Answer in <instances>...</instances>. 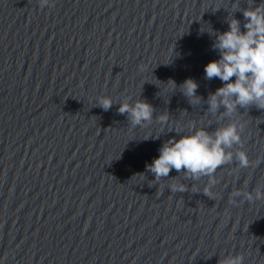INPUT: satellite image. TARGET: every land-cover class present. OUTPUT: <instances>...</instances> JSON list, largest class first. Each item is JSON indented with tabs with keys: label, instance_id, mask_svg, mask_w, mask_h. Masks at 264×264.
<instances>
[{
	"label": "water",
	"instance_id": "1",
	"mask_svg": "<svg viewBox=\"0 0 264 264\" xmlns=\"http://www.w3.org/2000/svg\"><path fill=\"white\" fill-rule=\"evenodd\" d=\"M261 2L54 0L40 9L38 0H0L3 264H221L237 254L264 264V200L231 202L237 190L264 189V109L210 112L223 83L204 72L229 21L243 26V10ZM188 78L199 104L179 87ZM105 95L107 111L96 103ZM129 98L155 108L151 124L134 127L118 111ZM163 114L175 127L162 129ZM191 122L209 133L245 122L250 166L234 158L213 177L173 169L154 181L146 166ZM178 183L187 191L170 192Z\"/></svg>",
	"mask_w": 264,
	"mask_h": 264
},
{
	"label": "clouds",
	"instance_id": "2",
	"mask_svg": "<svg viewBox=\"0 0 264 264\" xmlns=\"http://www.w3.org/2000/svg\"><path fill=\"white\" fill-rule=\"evenodd\" d=\"M38 3L40 9L54 6V0H38ZM242 15L246 21L243 26L239 19L233 17L229 21L228 30L217 36L213 48L219 50V59L210 61L204 68L206 79L218 78L223 83L208 98L209 111L212 113H216L221 106L226 116H232L238 107L254 105L264 109V0L258 6L243 10ZM202 31L214 32L212 29ZM170 82L171 91H175V81ZM179 87L191 104L201 102V97L197 95L199 85L194 79H186ZM96 103L105 111L114 105L112 98L107 95L99 97ZM118 104V111L121 114L127 113L134 127L151 124L154 120L155 108L147 101L133 102L129 98ZM159 123L162 129L165 126L175 127L170 125L169 116L165 114L159 116ZM245 127V122H233L209 133L204 127L197 128L196 123L191 122L189 130L180 135L179 139L172 137L162 145L159 156L146 166L147 171L154 175V181L169 177L173 169L189 179L199 180L204 176L213 177L219 167L232 162L234 158L240 167H249L248 153L242 150ZM175 131L178 134L183 132L180 127ZM234 146L236 151H230ZM136 176L145 175L141 173ZM215 183L211 179L204 187V194L210 198L214 196L212 189ZM187 188L184 183L169 186L172 193H183ZM237 197L242 199L237 200ZM243 200H264V189L258 190L255 197L251 194L245 197L239 190L231 193L233 204L242 203ZM0 264H3L2 260ZM221 264H245V257L243 254L227 255Z\"/></svg>",
	"mask_w": 264,
	"mask_h": 264
}]
</instances>
